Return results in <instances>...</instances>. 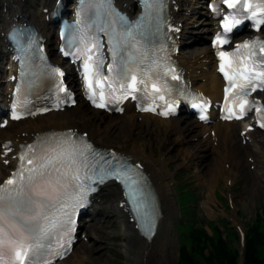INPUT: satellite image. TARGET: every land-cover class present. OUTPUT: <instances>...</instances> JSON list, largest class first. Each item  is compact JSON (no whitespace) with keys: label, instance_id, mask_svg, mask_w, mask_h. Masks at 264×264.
Masks as SVG:
<instances>
[{"label":"rangeland","instance_id":"rangeland-1","mask_svg":"<svg viewBox=\"0 0 264 264\" xmlns=\"http://www.w3.org/2000/svg\"><path fill=\"white\" fill-rule=\"evenodd\" d=\"M202 1L194 0L195 9L190 13V30L196 35H203L205 31V29H200L202 25H199L203 21L199 15V12L204 11V9L200 10ZM36 2L37 0H32L30 5L34 6ZM196 10L200 11L196 12ZM0 11L4 12L3 0H0ZM192 46L194 47L191 49L203 51L206 45L205 42L200 41L198 45L193 44ZM88 112L96 114L91 108L88 109ZM96 115L98 119L100 118L98 122L102 128L100 137L103 143L112 144L124 151H131L133 147H136L151 159L153 158V151L156 154L160 151V141L156 132L152 134L147 129L137 125L138 122H143L145 116L141 118V116L137 117L131 112H127L125 115H107L101 119L104 114ZM197 129L200 130V127ZM171 130L176 134L173 129ZM199 133L200 131H197L194 134ZM199 139H194L193 143ZM201 153L205 154L206 152L202 151ZM248 154L247 150L244 149L239 168L233 171H230L231 167L228 168L226 174L219 179L211 177V171H209L211 161L204 159L205 156L202 157L201 162L193 165H186L181 157L180 162L165 169L166 173L169 174L167 181L175 200L173 209L167 214L166 222L163 224L154 250L148 255L150 264H180L178 261L180 234L185 235V233H181L178 227L180 224L185 227L190 220H198L199 222H196L198 224L204 223V228L212 235L214 234L213 227L216 226L226 239L227 237L230 239L227 240L233 249L242 251L244 248L243 234L247 233L248 227L264 208V159L253 167L254 161L251 162L248 159ZM180 185H184V187L181 188ZM187 190L192 191L194 197H192L191 204H185L182 207L180 206L181 195L184 196L188 193ZM101 205L102 207L105 205L108 208H113V202L108 197L103 199ZM108 208L105 212L110 218L105 228V235L98 236L91 225L97 221L104 222L103 217L99 215L97 221L89 223L86 227L87 235L89 236L88 233L91 231L92 237L87 241H81L74 254L67 259L65 264H77L78 258L84 254L82 243H87V246L90 244L99 245L94 251L96 264H131L130 262H133L130 259L133 258L134 247L128 245L131 238L122 232L123 221L121 218L109 211ZM210 221L212 222L210 223ZM225 227L228 228V231ZM260 253V256L264 258V245ZM198 263L207 264L205 260ZM239 264H246L242 256Z\"/></svg>","mask_w":264,"mask_h":264},{"label":"bare ground","instance_id":"bare-ground-1","mask_svg":"<svg viewBox=\"0 0 264 264\" xmlns=\"http://www.w3.org/2000/svg\"><path fill=\"white\" fill-rule=\"evenodd\" d=\"M121 1L123 7L126 10H132L135 0H119ZM52 2V0H51ZM50 2V3H51ZM5 4L7 7V12L5 14L0 12V17H2L1 21V31L3 33L6 22L11 21V18L17 21L22 19L30 20L36 22L42 29H45V18L40 17L39 13L34 11L31 7H28L24 4V0H5ZM19 14V15H17ZM173 14L177 19L176 9L173 10ZM3 15L5 17L3 18ZM10 17V18H9ZM5 18H8L5 19ZM18 18V19H16ZM178 22L183 21V19H177ZM188 20L186 19V24H188ZM211 26L209 29H213L214 22H210ZM46 30V29H45ZM46 36L48 38V42L54 39V34L51 31H45ZM193 38H195L193 36ZM191 53L187 56L190 58L198 57L200 55L197 51L190 50ZM212 53V54H210ZM208 55H213L211 48H209ZM185 57V58H187ZM214 58V57H213ZM187 61V60H185ZM210 78V88L209 91L215 93L218 89L221 88L222 82L215 75ZM74 80V79H73ZM81 103V102H80ZM83 104V103H81ZM88 109L82 108L80 113L75 112H67V109L64 111H52L44 116H39L37 118H30L26 120H20L16 126H12V122L9 126L4 129H0V140L3 142L7 139L13 140L14 150L12 152L7 151L6 149H0V176L5 177L6 173L11 171V168H14L16 165V158H14V154L18 152V147L20 143L32 141L38 134H41L45 131L51 129H68L75 128L79 131H89L90 136L96 141L97 144L102 142L99 136V131H102V128L98 122V117L96 115L90 114ZM101 110H97L99 113ZM147 119L140 124L141 127L147 129L150 133L154 134L155 132L158 134V139L160 141V151L156 154L153 151V158L147 157L139 148L133 147L129 152L136 161H141L146 166L148 172L151 173L153 182L155 183V187L160 196V201L162 208L164 210V217H167L168 212L173 209L174 205V194L170 187V184L167 181L169 177L168 173H166L165 169L167 167L172 166L173 163L180 162L181 157L182 161L186 162L188 165H193L202 161V157L206 154H202L201 152L207 147L208 154L207 160L211 161L210 165V175L212 178H220L226 174L227 169L231 167L230 171L239 168L240 161L243 158L242 151L245 147L240 145L242 141V135L238 133L237 125L235 122H220L216 126V132L218 136V140L216 143H213L212 139H215L213 136L209 135L205 139H199L193 144L192 143L196 135H193L196 129V125L199 123L194 122H185V119H180L177 122H174L175 118L163 119L157 116H153L151 114H144ZM133 117V116H132ZM184 122V124H182ZM96 126V129L93 125ZM200 125V124H199ZM202 125V124H201ZM12 126V127H11ZM206 127V126H205ZM170 128H176L178 130V134H174ZM243 128V127H242ZM206 132L204 129L203 133ZM252 140L246 143V148L250 151V155L256 157V160H262L264 155V134H256L254 132L248 133ZM205 142V143H204ZM7 159L10 162L7 164ZM209 164V162H208ZM230 164L228 167L227 165ZM103 190L106 191V195L114 202L113 213L115 215H119L123 217L122 222V232L128 235L131 238L130 243L128 245L130 247H134L133 258L130 260L131 264H150L149 253L154 250L155 244L157 243L158 238L161 234V229L163 224L166 222V218L162 219L159 232L156 237L151 241L145 237H143L136 228L135 223H132L129 220V216L125 210V207L122 206L121 202L123 200V190L122 187L115 181H110L107 183ZM102 190V191H103ZM103 198L102 195H97L96 199ZM111 211V210H110ZM103 214H107L105 211ZM109 219H107L103 224H95L96 234L100 236L101 234L105 235V228L107 226ZM84 255H82L81 259L77 260V264H96V259L94 256V251L99 247V245L91 244L87 246V244L83 245ZM61 262L60 264H62Z\"/></svg>","mask_w":264,"mask_h":264},{"label":"snow or ice","instance_id":"snow-or-ice-1","mask_svg":"<svg viewBox=\"0 0 264 264\" xmlns=\"http://www.w3.org/2000/svg\"><path fill=\"white\" fill-rule=\"evenodd\" d=\"M234 5L229 3V7H233ZM239 23V21H236ZM137 28L140 25H136ZM225 30H228L230 27V23L226 22ZM219 36L217 37L216 43H225ZM242 47L247 48L249 47L248 44L242 45ZM261 51H264V47H261ZM228 54L221 52L220 57L224 59ZM87 67V66H86ZM224 70V65H221V71ZM136 78L135 76L131 77V83L128 85L130 88H135ZM89 89H91L92 84L91 80H89ZM235 86V85H234ZM123 87V85H121ZM243 87V86H241ZM229 92L231 89L228 90ZM91 99V97H90ZM101 99H103V93H101ZM163 99V97H161ZM98 107H103V104H98ZM242 107V106H241ZM163 115H168L167 112H164ZM230 118V117H229ZM31 150V149H30ZM54 152L53 155L41 157V163L39 164L38 168L33 167L28 169L29 175L25 180L23 175V171L18 173L16 178L9 179L6 181V185L4 187H0V221H5L7 213L3 207V203L5 201H12L15 206V212L11 213V215L15 218H18V223L20 224V228L17 229L19 232L21 239L20 240H11L9 241L6 236H0V245L10 243L12 245V251L14 253V258L20 261V264H24L25 259H27L28 264H42L41 262V255L42 249L45 247L43 240L49 234L50 228L56 226V222L49 219L47 215H45L42 211L44 208L43 202H37L33 195H28L25 198L24 189L27 186L29 192L34 194L35 196H44L47 200L51 201L53 199L52 195H49L43 191L37 190V178H43L45 176L44 169L48 168L49 166L53 167L55 171L59 172L60 169L55 167L58 163H62L63 160L67 159L70 163L75 164L77 157H83V151L73 147H62L59 151L55 149L52 150ZM23 159V157H22ZM28 163L31 164L32 160L29 159ZM116 178L121 179L122 174L120 173L119 169H114ZM74 179H78V175L73 176ZM128 180H131L132 184H135L136 181L132 180L131 177H127ZM19 181V183H18ZM59 185V181L56 182ZM8 185H16L12 191H9ZM53 193L56 191V188H52ZM15 192V195L12 194ZM55 199H59V196H56ZM82 200V197H81ZM67 205H62L59 212H62L64 216H69L70 213L65 211ZM28 209L30 215H24V209ZM42 221H49V224H44ZM4 225L0 224V233L3 232ZM24 233H28L27 239L32 241L29 243H25ZM2 251V249H0Z\"/></svg>","mask_w":264,"mask_h":264},{"label":"trees","instance_id":"trees-1","mask_svg":"<svg viewBox=\"0 0 264 264\" xmlns=\"http://www.w3.org/2000/svg\"><path fill=\"white\" fill-rule=\"evenodd\" d=\"M191 250L182 249L181 262L183 264H200L203 260L207 264H237L238 251H233L221 237L209 236L204 229L194 228L191 231ZM264 243V214L259 216L256 223L250 227L247 236L246 262L247 264H264V259L258 256V247ZM208 246L210 247L208 249ZM208 252V253H207ZM201 257L203 259H196ZM215 262V263H214Z\"/></svg>","mask_w":264,"mask_h":264}]
</instances>
